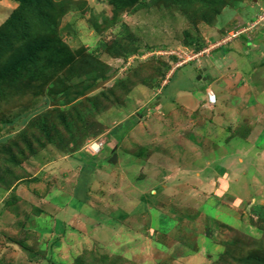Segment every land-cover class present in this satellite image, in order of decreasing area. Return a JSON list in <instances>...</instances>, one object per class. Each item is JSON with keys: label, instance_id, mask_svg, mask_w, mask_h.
<instances>
[{"label": "rangeland", "instance_id": "374dc122", "mask_svg": "<svg viewBox=\"0 0 264 264\" xmlns=\"http://www.w3.org/2000/svg\"><path fill=\"white\" fill-rule=\"evenodd\" d=\"M24 6L40 26L66 12L57 23L62 39L109 70L76 101L45 90L0 112V264H238L224 256L236 248L241 258L264 241V0H133L124 10L111 0H0V26ZM125 39L133 49L112 57ZM233 44L231 62L212 60ZM199 51L209 57L190 62ZM198 68H207L206 92L214 84L223 94L219 124L207 111L156 113L166 83L169 96L188 75L198 80ZM219 69L229 83L221 89ZM45 77L46 89L58 78L71 88L84 81L70 71ZM120 82L128 87L114 88ZM104 92L117 102L95 115L97 135L76 148L56 118L76 116L74 107ZM39 118L42 131L31 127ZM95 142L99 154L89 151ZM115 144L124 173L117 158L103 164ZM12 154H24L25 173L5 183Z\"/></svg>", "mask_w": 264, "mask_h": 264}, {"label": "trees", "instance_id": "16d2710c", "mask_svg": "<svg viewBox=\"0 0 264 264\" xmlns=\"http://www.w3.org/2000/svg\"><path fill=\"white\" fill-rule=\"evenodd\" d=\"M111 2L115 4L116 9L122 8L121 10H124L133 0H111ZM180 2L182 0H175L177 5ZM28 11L29 8L27 6L13 11L0 26V112L9 111L10 107L27 97L33 96L34 99H37L45 90L48 93H52V96L57 94L58 97H62L67 102L76 101L85 97L95 87L98 88L100 79L102 82L108 80L107 71L109 69L98 59L94 52L90 53L84 46L74 49L62 39L57 23L66 12L59 11L57 15L54 14L52 17L45 16V18L40 19L43 21L42 26L39 23L38 26L37 24H32L35 17ZM63 30H67V28ZM125 47H130V42L126 39L123 44L115 45L109 52L112 57L116 58L119 49L122 48L123 51ZM129 49H133V45ZM69 71L71 72V79L75 77L84 78V81L77 88H71L65 82L63 83L60 78L57 79L55 84H50L48 89L45 88L46 83L45 85L42 83V81L47 82L48 78L45 77V74L56 73L58 76L62 73L65 75L69 74ZM159 73L160 70L157 74ZM163 73L160 74L165 77V71ZM38 76L40 80L37 78ZM85 79L89 82L85 83ZM128 83L120 82L114 88L117 87L122 90L124 87H128ZM61 86L63 88H60ZM81 88L82 91H80ZM128 89L130 90V88ZM67 91V95L64 96ZM114 91L111 89V93ZM53 99L56 100L57 98ZM86 101L89 105L81 102L82 105H85L84 108L81 107V103L74 107L75 111L72 113L76 116L70 118L67 114L61 113L59 118H56V126L58 129L65 131V135L68 136L66 140L73 141L76 148L83 146L85 140L92 134L97 135L98 132L94 130V126L96 127L97 124L95 115L107 111L117 102L110 103V94L105 92L96 98ZM20 104L26 106L27 102ZM90 115L93 119L89 118ZM2 118L5 120L4 117ZM43 122L39 118V121L36 124L33 123L31 127L42 131L46 126ZM6 123H10V121ZM47 126L50 127V125ZM248 138L249 136L246 133L244 139ZM27 147L30 150L33 149L31 143ZM20 157H24V154H12L6 158V162L14 166H4V176H13L9 180L4 177L5 183L22 177L20 171H23L22 165L25 159L23 160ZM24 173L25 171H23ZM248 237L252 238V236ZM235 249L232 248L233 251L228 252L224 257H231L234 262H239L238 264H264L263 240H257L256 243L252 244L248 254L241 258L239 254L242 251H234ZM233 252H235L234 255H232ZM0 262H2L1 259Z\"/></svg>", "mask_w": 264, "mask_h": 264}, {"label": "crops", "instance_id": "0c3cea01", "mask_svg": "<svg viewBox=\"0 0 264 264\" xmlns=\"http://www.w3.org/2000/svg\"><path fill=\"white\" fill-rule=\"evenodd\" d=\"M233 48H237L239 50V47H237V45H235V44H233L231 47L224 46V47H220V48L216 49L213 52L214 54H213L212 60L217 59V60H220L221 62L227 60V61L231 62V60H229L230 57H229L228 54L229 53L232 54ZM259 59H260V57H259ZM260 60H261L260 61V65L262 66L264 64L263 63L264 62V57L262 56ZM214 64L215 63H213L214 69H217V68H215L216 65H214ZM233 64H237V63L233 61ZM220 66H221V64L218 65V68ZM198 69H204V70L207 71V68H198ZM229 69H231V68H229ZM219 70L222 72V77H223V80H224L223 83H221V81L219 80L220 81V89H221L222 85L224 83H227V84H229V83H228V79L226 78V72L223 73V71L221 69H219ZM227 70H228V68H227ZM178 71H177V73H178ZM206 71H204V72H206ZM203 76H204V74H202V77ZM195 80H196V78H195ZM217 81H216V83H217ZM171 83L172 82H170V80H169V82L166 83V85L164 86L165 88L163 87L164 88L162 90L163 94H159V95H157L155 97V101L152 103L153 104L152 108H155L156 113H158L160 111H163L162 109H164L165 107L168 108V109H171V111H173L174 114H176L175 112H177V111L181 112L182 108H186L187 112L188 111L191 112V113L193 112V114L198 113V112L200 113V112H203V111H207V112H209L211 114V119L212 120H213V118L216 117L215 121L213 120V121H210V122H212V123L214 122L215 124H219V122H220L219 120L220 119L218 118L219 116H218L217 112L219 111V109L221 110V109L224 108L222 104H225L226 102H225V100L224 101L221 100L222 99L221 97H223V94H222L221 90H215L214 89V84L211 85V86L208 85V89L212 88L216 92V94L218 95V105L216 107H211L210 105H208L207 92H206L207 91V87H206V85H204L205 84L204 81H201V80L193 81L191 79V77L188 75L187 76V81H186V86L180 85V84L175 85L173 87L172 91L169 92L170 95L167 96V95L164 94V92L171 85ZM237 86L238 85L235 84V87L233 88V90H236ZM159 98H161V99H159ZM224 98H225V96H224ZM181 101H184V103L180 104ZM163 102L165 103V106L163 105ZM242 107H244L243 109H250L249 108L250 106L248 107V105L242 106ZM155 116H157V115H155ZM140 118H143V117H140ZM157 118H159V117L157 116ZM118 149H119V147L116 144H115L114 147L112 145H111L110 148L106 147L103 151L111 150V153L109 155H107V156H104V160L105 161L103 162V164L106 163V162L109 163L111 161V159L114 156H116V158H117V163H116L117 171H118V168H119V172L124 173L125 169L122 166V164H121V166H119V163H121L122 160L119 158V155L116 154L117 151L115 152V150H118ZM91 165L95 166L94 163L91 164ZM99 166L100 165H98L97 167H99ZM84 170L87 171V170H90V168L88 167V168H86ZM84 170L82 172L85 173L86 171H84ZM83 176H85V175H83ZM86 181L88 183L89 181H91V179L90 180H86ZM87 185H89V184H87Z\"/></svg>", "mask_w": 264, "mask_h": 264}, {"label": "built area", "instance_id": "2783aa9c", "mask_svg": "<svg viewBox=\"0 0 264 264\" xmlns=\"http://www.w3.org/2000/svg\"><path fill=\"white\" fill-rule=\"evenodd\" d=\"M203 54H206V55L208 54V56H209V51H203V53L199 51L198 53H195V55L192 56L193 58H190V62L191 61H199L200 58L202 56H204ZM208 101L211 104H216V102H217V96L211 90L208 91ZM102 146H103V144L101 142H95V143L90 145L89 151L91 154H99L102 150Z\"/></svg>", "mask_w": 264, "mask_h": 264}, {"label": "clouds", "instance_id": "9594fccd", "mask_svg": "<svg viewBox=\"0 0 264 264\" xmlns=\"http://www.w3.org/2000/svg\"><path fill=\"white\" fill-rule=\"evenodd\" d=\"M216 50V49H215ZM214 50V51H215ZM213 52V51H212ZM209 57V56H208ZM200 61V60H199ZM198 61V62H199ZM195 62H197V61H195ZM200 70L202 71V73L204 72V69H199V73H200ZM202 73H200V75H202ZM211 91H213V90H211ZM214 93H215V91H213ZM216 94V93H215ZM216 96H217V94H216ZM207 100H208V93H207ZM208 105H210L211 107H216L217 105H218V96H217V102H216V104H211L209 101H208Z\"/></svg>", "mask_w": 264, "mask_h": 264}, {"label": "water", "instance_id": "95a60500", "mask_svg": "<svg viewBox=\"0 0 264 264\" xmlns=\"http://www.w3.org/2000/svg\"><path fill=\"white\" fill-rule=\"evenodd\" d=\"M200 73H202V71L200 70ZM202 78V76L198 77V80H200ZM113 158H116V156H114Z\"/></svg>", "mask_w": 264, "mask_h": 264}]
</instances>
